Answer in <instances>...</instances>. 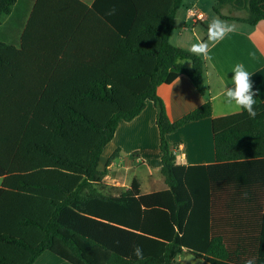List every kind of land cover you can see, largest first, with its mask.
I'll use <instances>...</instances> for the list:
<instances>
[{
    "label": "trees",
    "instance_id": "1",
    "mask_svg": "<svg viewBox=\"0 0 264 264\" xmlns=\"http://www.w3.org/2000/svg\"><path fill=\"white\" fill-rule=\"evenodd\" d=\"M182 5L169 0L159 23L140 18L136 30L117 26L93 57L36 61L29 84L26 72L16 75V48L0 38V247L6 255L0 264H34L44 252L69 264H180L184 253L210 264H245L252 257L264 264L261 99L255 96V119L214 122L213 164L179 163L168 140L213 112L208 99L172 121L157 93L184 74L208 97L203 58L169 43ZM225 7L245 15H224ZM16 9L17 0H0V27ZM213 11L255 26L264 20V0H214ZM148 102L157 110L167 188L145 194L134 178L128 189L113 191L104 176L120 149L104 170L100 160L119 124L137 118ZM136 245L141 260L133 255Z\"/></svg>",
    "mask_w": 264,
    "mask_h": 264
},
{
    "label": "crops",
    "instance_id": "2",
    "mask_svg": "<svg viewBox=\"0 0 264 264\" xmlns=\"http://www.w3.org/2000/svg\"><path fill=\"white\" fill-rule=\"evenodd\" d=\"M168 1L17 0L16 13L6 16L2 21L0 38L4 43L16 48L18 60H21L16 66L17 69L15 68L16 75L26 72L29 84L32 81L30 77L34 76L36 61L83 60L93 57L98 54L94 47L99 49L106 42H110L109 39L115 35L113 32L118 30L117 26L136 30L140 28V24L136 26L137 19L140 18L159 23L158 14L165 13ZM134 5L138 14L134 11ZM213 5L214 0H183V5L177 11L170 38L175 41V46L190 51L192 43L203 41L195 39V36L191 38L189 33L196 35L199 26L207 31L209 23L214 19ZM228 8L234 10L225 7L221 10L222 14L241 17L235 10L233 12L236 14L226 13ZM190 9L197 11L203 18L191 17L188 12ZM221 19L234 25L235 31L209 46L212 59L205 61L208 97L202 96L191 79L184 74L173 83L162 84L157 88V93L164 101L167 115L172 121L193 111L208 99L212 102V118L192 122L168 136L169 142L176 145L175 155L177 161L182 164H213L214 122L224 127L236 116L241 119L249 116L235 105L229 106L224 102L223 89L232 86V70L237 63L243 64L245 70L252 74L253 91L257 92L256 95L264 103V20L251 26L237 20ZM46 28H51L58 36H51L44 30ZM62 31L68 37L61 36ZM187 62L189 61H186L185 65L190 67L191 63L188 65ZM156 114V108L148 102L137 118L119 124L111 144H115L114 151L120 149V153L107 167V170L111 171L110 175L104 177V181L113 191L128 189L134 178L139 181L141 191L145 194L167 188L161 174ZM147 134L149 139L150 136L153 137L156 144L155 151L149 154L151 161L148 159V143L145 141ZM140 164L147 167L144 182L136 174L130 178L131 172ZM124 173L127 174V180L123 177ZM108 177H111L112 181H109ZM178 261L180 264H210L187 253L180 255ZM34 264L69 263L50 252H44Z\"/></svg>",
    "mask_w": 264,
    "mask_h": 264
},
{
    "label": "clouds",
    "instance_id": "3",
    "mask_svg": "<svg viewBox=\"0 0 264 264\" xmlns=\"http://www.w3.org/2000/svg\"><path fill=\"white\" fill-rule=\"evenodd\" d=\"M111 14V13H110ZM235 31V26L229 24L221 19L214 18L207 28V41H198L191 45L190 51L193 55L202 57L204 61H210L212 57L209 55V46L222 39L229 33ZM169 43L175 46L173 39L169 40ZM177 63H181L178 59ZM232 73V86L225 87L223 89L224 102L229 105H235L241 110H246L249 117L255 119L257 112L255 110L257 92L253 91L252 74L245 70V67L241 63H237ZM133 255L138 259H143V249L141 246L136 245L133 248ZM245 264H257L255 257L249 258L245 261Z\"/></svg>",
    "mask_w": 264,
    "mask_h": 264
},
{
    "label": "rangeland",
    "instance_id": "4",
    "mask_svg": "<svg viewBox=\"0 0 264 264\" xmlns=\"http://www.w3.org/2000/svg\"><path fill=\"white\" fill-rule=\"evenodd\" d=\"M230 11V12H229ZM234 10H232V9H230V8H228V11H225L226 13H232V14H236V12L238 13V15L239 16H241V17H243L244 15H245V12H243V11H238V10H235L236 12H233ZM213 14V16H214V18H219V19H221V17L220 16H218L217 14H215L214 12L212 13ZM222 20V19H221ZM204 32H205V35H203L204 34ZM190 34V36H191V38L193 37V36H195V39H197V40H199V39H201V40H203V41H207V31L206 30H204V28L202 27V26H199L198 27V29H197V34L196 35H194L192 32H190L189 33ZM196 43V42H195ZM193 44V43H192ZM187 64L189 65V62H187ZM144 123H146L145 122V120H144ZM143 124V123H142ZM145 141H146V143H148V155L149 154H152L154 151H155V148H156V144L154 143V140H153V137H151L150 136V139H149V134H147V137H146V139H145ZM114 146H115V144H109L106 148H105V150H104V153H103V156H102V158H101V160H100V164H99V168L101 169V170H104L105 169V167H106V165H107V157L111 154H113V152H114ZM110 155V156H111ZM148 159L150 160L151 159V156L149 155L148 156ZM151 161V160H150ZM146 169H147V167L146 166H144V165H142V164H140L138 167H137V169L135 170V171H132L131 172V174H130V178H132L133 176H134V174H136L139 178H140V180H142L143 182H144V176H146L147 175V171H146ZM107 170V169H106ZM110 170H107V173H106V175L105 176H108V175H110ZM158 175H160V174H158ZM104 176V177H105ZM123 177H125V179L127 180V174L126 173H124L123 174ZM107 178V177H106ZM108 179H109V181H112L111 180V177H108ZM1 184H2V179H0V186H1ZM0 255H3V256H6L5 255V253H4V251L2 250V248L0 247ZM195 259V258H194ZM16 261H18V259H15ZM196 261V260H195ZM19 263V262H18ZM189 263V262H188ZM194 263H196V262H194ZM184 264H187V262H185ZM191 264V263H190Z\"/></svg>",
    "mask_w": 264,
    "mask_h": 264
},
{
    "label": "built area",
    "instance_id": "5",
    "mask_svg": "<svg viewBox=\"0 0 264 264\" xmlns=\"http://www.w3.org/2000/svg\"><path fill=\"white\" fill-rule=\"evenodd\" d=\"M188 12H189V15L195 19L203 18L201 14H199L197 11L193 9H190Z\"/></svg>",
    "mask_w": 264,
    "mask_h": 264
}]
</instances>
